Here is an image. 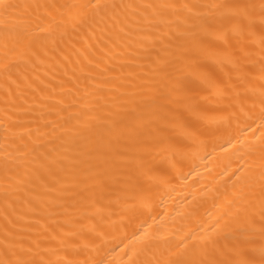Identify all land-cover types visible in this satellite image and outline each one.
Wrapping results in <instances>:
<instances>
[{
	"label": "bare ground",
	"instance_id": "bare-ground-1",
	"mask_svg": "<svg viewBox=\"0 0 264 264\" xmlns=\"http://www.w3.org/2000/svg\"><path fill=\"white\" fill-rule=\"evenodd\" d=\"M0 264H264V0H0Z\"/></svg>",
	"mask_w": 264,
	"mask_h": 264
}]
</instances>
